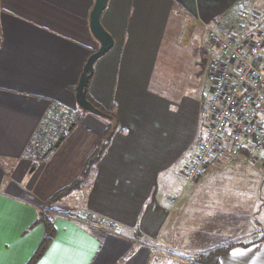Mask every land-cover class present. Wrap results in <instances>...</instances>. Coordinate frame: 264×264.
<instances>
[{"label": "crops", "instance_id": "obj_1", "mask_svg": "<svg viewBox=\"0 0 264 264\" xmlns=\"http://www.w3.org/2000/svg\"><path fill=\"white\" fill-rule=\"evenodd\" d=\"M246 1H108L100 23L113 46L95 62L88 94L114 109L118 128L81 189L52 204L55 237L36 264H170L171 256L251 242L220 264H264V221L255 219L263 203L261 163L227 157L186 191L183 170L180 182L172 173L183 157V166L193 159L210 125L202 97L216 52L205 26L228 39L253 34L223 27L240 20L236 9ZM93 4L0 0V264H28L44 236L35 224L39 210L79 179L108 127L85 113L46 162L23 158L50 103L74 117L79 110L76 88L100 47L89 26ZM202 34L210 55L197 74ZM85 216L114 230L92 229Z\"/></svg>", "mask_w": 264, "mask_h": 264}, {"label": "built area", "instance_id": "obj_2", "mask_svg": "<svg viewBox=\"0 0 264 264\" xmlns=\"http://www.w3.org/2000/svg\"><path fill=\"white\" fill-rule=\"evenodd\" d=\"M209 45L216 55L210 63V86L202 102L210 115L205 137L197 144L193 159L183 166L185 186L198 181L225 158H240L264 166V23L255 34L240 39L223 37L205 26ZM74 115L59 103H50L36 125L23 158L46 162L59 138L75 126ZM178 198L172 199L176 203ZM96 230L113 231L114 225L94 217L83 218ZM177 264H193L192 259H173Z\"/></svg>", "mask_w": 264, "mask_h": 264}, {"label": "trees", "instance_id": "obj_3", "mask_svg": "<svg viewBox=\"0 0 264 264\" xmlns=\"http://www.w3.org/2000/svg\"><path fill=\"white\" fill-rule=\"evenodd\" d=\"M93 54V53H92ZM91 54V55H92ZM90 55V56H91ZM89 56V57H90ZM87 58V60L89 59ZM86 60V62H87ZM85 62V64H86ZM85 66V65H84ZM92 77V75H91ZM91 77H89L87 81V85L84 89L85 92V102L94 110L98 111L99 113L103 114L106 117V120L108 121V127L102 134L101 138L98 141L97 147L95 151L88 157V159L85 161L82 173L78 180L73 182L69 187L64 188L63 190L57 192L51 199L45 203L42 207V209L39 210L37 219L35 221V224H41L44 227V236L35 251L34 255L28 262V264H36L39 259L43 256V254L47 251L50 244L52 243L54 237H55V227L53 223V215H52V204L59 203L63 199L70 196L73 192L81 189L82 185H84L85 181H87L90 173L94 169L95 165L98 163L102 155L104 154L105 150L107 149L110 139L114 132L118 128L117 118L114 114V109L110 108L109 110L103 109L97 102H95L91 96L88 94V86L91 80ZM85 112L82 111L80 108L75 115V126L78 125L82 118L84 117ZM256 242H251L247 244H231L224 247H218L213 250H209L206 252H202L200 254L195 255V261L193 264H220V260L223 256H225L227 253L230 252V250L238 247H248L252 244H255ZM190 258V257H186ZM191 259V258H190Z\"/></svg>", "mask_w": 264, "mask_h": 264}, {"label": "rangeland", "instance_id": "obj_4", "mask_svg": "<svg viewBox=\"0 0 264 264\" xmlns=\"http://www.w3.org/2000/svg\"><path fill=\"white\" fill-rule=\"evenodd\" d=\"M242 5V6H241ZM241 5H238L237 7V14H239V21H236V22H223V27H228L230 24H236V26H242V32L241 34H246V33H253L255 34L256 31L258 29H260V27L262 26L263 24V21H264V0H250L248 2V0L244 3H242ZM238 17V15H237ZM239 26V27H240ZM213 28V27H211ZM214 29V28H213ZM215 30V29H214ZM216 31V30H215ZM219 34H221L222 36H225L224 33H221L219 30L217 31ZM182 38V37H181ZM196 47H198V50H200V53L198 52L196 54V68H194L193 72L194 73H199L200 71L202 72V70L205 68V60L206 58L208 59L209 55H210V51L208 50L207 48V41L204 37V35H200L197 39H196ZM184 43V40L182 42V44ZM164 68V64L163 62L160 60V66H159V70L158 72H160V70H163ZM177 68V67H173V70ZM177 71V70H176ZM195 89H198L197 86H194ZM199 89H201V86H199ZM199 94H200V90H198ZM208 114V113H207ZM209 115V114H208ZM206 115L205 118H207L208 120V117H210V115L208 116ZM203 119V122L204 120L206 119ZM188 159V155H186L185 157H183L180 162H179V165L177 167V170H173V175L176 176L175 180L180 182V178H178V172H180V170H183L182 169V166L184 164V162H186ZM240 159V158H239ZM246 172L248 173L249 171L247 169H245ZM246 172H241L240 174H243V173H246ZM264 172H261V174L263 175ZM246 175V174H244ZM264 181V178L262 179ZM178 182H176V185L178 184ZM181 186L182 183H180ZM185 186V184H184ZM181 190V189H180ZM188 190V187L185 186V189L183 191H186ZM261 196H262V200H263V203H264V184L261 188ZM70 200V198L68 199ZM73 199H71L70 201L72 202ZM69 202V201H68ZM60 203H62V201H60ZM261 204V213L257 216H255V219H257V222L258 221H264V204ZM235 224H238V223H235ZM194 255H190L188 257H190L192 259ZM190 258H186V259H190ZM171 259H182V258H176V257H173L171 256ZM158 263V262H157ZM156 263V264H157ZM170 264H177L176 262H171Z\"/></svg>", "mask_w": 264, "mask_h": 264}, {"label": "water", "instance_id": "obj_5", "mask_svg": "<svg viewBox=\"0 0 264 264\" xmlns=\"http://www.w3.org/2000/svg\"><path fill=\"white\" fill-rule=\"evenodd\" d=\"M108 1L109 0H94V4L89 15V26L93 37L96 39V41H98L100 47L87 60L83 68L81 79L76 88V99H77L78 107L85 113H92L94 115L103 117L105 119L106 117L103 114L94 110L85 102L84 89L87 85V81L89 77H91V75L93 74V66L95 62L99 60L101 57H103L113 46V40L111 36L105 31V29L102 27L100 23L101 15L106 9ZM63 140L64 137L59 138L58 142L55 145V148H58Z\"/></svg>", "mask_w": 264, "mask_h": 264}, {"label": "snow or ice", "instance_id": "obj_6", "mask_svg": "<svg viewBox=\"0 0 264 264\" xmlns=\"http://www.w3.org/2000/svg\"><path fill=\"white\" fill-rule=\"evenodd\" d=\"M232 254H235V253H232ZM241 255H244V253L241 252ZM42 264H48V262L47 261H44V262H42Z\"/></svg>", "mask_w": 264, "mask_h": 264}]
</instances>
